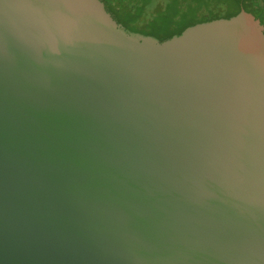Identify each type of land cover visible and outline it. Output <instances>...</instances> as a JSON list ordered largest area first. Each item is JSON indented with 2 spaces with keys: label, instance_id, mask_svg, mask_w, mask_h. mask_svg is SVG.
I'll return each mask as SVG.
<instances>
[{
  "label": "water",
  "instance_id": "water-1",
  "mask_svg": "<svg viewBox=\"0 0 264 264\" xmlns=\"http://www.w3.org/2000/svg\"><path fill=\"white\" fill-rule=\"evenodd\" d=\"M0 264H264L261 19L0 0Z\"/></svg>",
  "mask_w": 264,
  "mask_h": 264
},
{
  "label": "trees",
  "instance_id": "trees-1",
  "mask_svg": "<svg viewBox=\"0 0 264 264\" xmlns=\"http://www.w3.org/2000/svg\"><path fill=\"white\" fill-rule=\"evenodd\" d=\"M108 12L127 29L158 36L180 34L198 21L230 17L245 9L264 24V0H102ZM231 9L227 12L225 6ZM195 10L201 13L195 14ZM197 12V11H196ZM166 24V28L159 25Z\"/></svg>",
  "mask_w": 264,
  "mask_h": 264
},
{
  "label": "rangeland",
  "instance_id": "rangeland-1",
  "mask_svg": "<svg viewBox=\"0 0 264 264\" xmlns=\"http://www.w3.org/2000/svg\"><path fill=\"white\" fill-rule=\"evenodd\" d=\"M158 1H164V0H158ZM224 8H225V10H221L222 12H227V11H230L229 9H231L229 5H226ZM199 13H201L200 10H195V14H199ZM159 27L163 29V28H166L167 25L160 23Z\"/></svg>",
  "mask_w": 264,
  "mask_h": 264
}]
</instances>
